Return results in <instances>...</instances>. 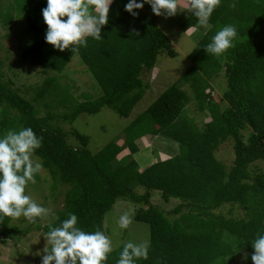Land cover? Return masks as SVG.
Listing matches in <instances>:
<instances>
[{
    "label": "trees",
    "instance_id": "obj_1",
    "mask_svg": "<svg viewBox=\"0 0 264 264\" xmlns=\"http://www.w3.org/2000/svg\"><path fill=\"white\" fill-rule=\"evenodd\" d=\"M7 1L5 11L0 9L4 24H10L16 14L28 22L29 39L21 56L24 62L60 74L78 55L103 94L79 103L53 77L46 88H34L31 100L12 87L11 80L5 81L0 69L2 111L15 114L10 122L15 128L32 127L43 137L35 156L49 172L54 189L69 187L63 209L51 222L21 226L16 219L0 220V241L25 237L34 230L47 232V225L59 226L69 212L78 215L86 231L106 233L107 213L117 202L125 201L138 206L135 220L150 228L149 259L140 264H235L240 256L246 264H253L251 241L264 234V167L259 166L264 163V0H222L209 20L210 27L201 32L190 68L180 77L192 91L169 86L124 128L121 137L96 153L89 148L88 136L64 125H72L82 113L97 114L104 107L119 116L130 115L144 96L145 77L155 67L160 51L177 55L158 24L159 16L145 4L134 17L124 10L128 0H114L101 40L88 37L87 47L61 52L45 41L47 25L41 10L46 0ZM229 24L238 32L234 46L220 56L207 53L212 37ZM198 25L190 13L180 28L188 32ZM222 71L227 86L217 100L212 82ZM49 93L56 94V103L48 102ZM40 98L46 114L34 103ZM191 103L210 120L199 125L188 116ZM61 106L70 109L53 112ZM69 135L77 144L69 143ZM146 135L176 141L178 152L140 166L134 154ZM228 141L235 152L230 167L216 154ZM155 192L165 204L173 199L179 203L166 211L152 202ZM121 249L110 254L107 264H116Z\"/></svg>",
    "mask_w": 264,
    "mask_h": 264
},
{
    "label": "rangeland",
    "instance_id": "obj_2",
    "mask_svg": "<svg viewBox=\"0 0 264 264\" xmlns=\"http://www.w3.org/2000/svg\"><path fill=\"white\" fill-rule=\"evenodd\" d=\"M178 4L179 8L183 11H178L173 17H158V24L170 37L171 45L176 50L177 55L172 57L166 50L160 51L155 67L145 77L146 79L144 81L147 86L144 96L134 106L130 115L127 117L119 116L109 107H104L97 114L82 113L76 118L72 125H64L66 129H70V127L73 126V129H77L80 133L88 136L89 148L93 153L98 152L108 142L121 137L124 128L138 115L143 113L169 86L174 84L181 85L189 92L192 91L190 85L182 81L180 77L190 68L192 54H194L197 49L201 32H206L210 24L208 23L207 28L200 27L199 24L197 28H192L188 32H183L180 28V24L186 16L191 13V11H189L190 3L189 0H178ZM7 6L8 1L4 0L0 9L5 11ZM27 23L26 19L18 14L14 16L12 22L8 25H5L3 20L0 19V69L5 75V81L8 82V80H11L13 82L11 86L17 89L20 94L31 100L35 97L34 88H46L47 80L53 77H56L60 84L67 87L70 95L79 103L97 99L103 94L102 88L87 70L85 64L78 55L74 56L70 64L60 74L48 70L46 71L41 66H34L24 62L21 56L23 44L29 39ZM212 84L213 94L218 96V100L227 86L225 72H220V74L214 78ZM47 97H49L47 98L48 102L56 103L58 100L56 94L52 95L49 93ZM34 103L41 105L44 103V100L40 98ZM69 106L67 108L61 106L59 109L57 108V110L53 108L55 109L53 112H60L62 114L66 109H70ZM41 107V113L46 114V109H44L42 105ZM197 107L195 103L189 104L187 107V115L193 116L196 123L199 125L202 123V120L203 122L209 121L210 117L207 114L203 115L201 112L199 113ZM14 119L15 114L13 112L11 113V111L7 110L3 112L0 107V135L7 133L10 129L19 130L10 123L13 122ZM5 123L6 125L3 127L2 125ZM147 138L148 139H144L142 143H139L141 153L139 152V155H136L137 161L142 167H147L153 161L158 160V157L163 158L161 153L158 151L156 152L154 148V144L152 143L154 137L150 136ZM157 139L163 144H165V142L170 143L171 146L178 151V143L176 141L162 136ZM68 141L71 144H77V141L71 135H69ZM216 154L221 161L230 167L235 158L233 143L230 141L223 143ZM34 159L40 161L35 155ZM259 166L264 167V163L260 162ZM38 175L40 179H37L35 184L29 183L27 186V194L31 195L33 199L42 203L50 210L47 217L38 219L37 221V223L44 224L51 222L56 212L63 209L65 196L69 187L66 185H59L57 189H54L53 180L49 172L43 167ZM152 202L161 205L164 210L170 211L179 203V200L173 199L170 203L165 204L162 201L160 193L155 192ZM137 210V205L130 202L119 201L115 204L114 208L107 213L104 220V227L106 234L113 241L114 250H119V248L123 246V243L129 240L141 242L150 239L149 226L144 222L135 220ZM125 212L129 214L134 213L133 222L126 230L120 229L118 226L119 216ZM15 223L21 226H29L32 224L23 217L16 219ZM42 233L43 231L34 230L25 237L16 236L9 238L5 243L0 241V264H41V258L37 253H42L46 243ZM141 261H138V264H140ZM235 264H246V262H244L243 257L240 256L235 260Z\"/></svg>",
    "mask_w": 264,
    "mask_h": 264
},
{
    "label": "clouds",
    "instance_id": "obj_3",
    "mask_svg": "<svg viewBox=\"0 0 264 264\" xmlns=\"http://www.w3.org/2000/svg\"><path fill=\"white\" fill-rule=\"evenodd\" d=\"M114 0H46L42 11L47 25L46 43L63 52L78 51L87 47L88 37L101 40L102 28L109 23L110 6ZM192 15L200 26L207 28L209 20L222 3V0H189ZM145 4L151 6L153 14L173 17L179 8L178 0H128L124 10L138 16V9ZM238 35L235 25H225L219 29L207 44L205 51L220 56L234 46ZM43 137L38 136L32 127L8 130L0 135V220L4 217L19 219L23 217L30 223H37L49 215L50 210L27 194L29 183H36V176L43 164L34 159L42 147ZM133 214L128 212L119 216L120 229H128L133 222ZM59 219V217H56ZM49 231L42 233L46 241L42 253H37L41 264H107L114 251L113 241L106 233L97 229L86 231L80 226V219L74 212L59 226L47 225ZM254 252L253 264H264V234H258L251 241ZM151 243L149 240L123 243L116 264H138L149 259ZM247 259V255L244 256Z\"/></svg>",
    "mask_w": 264,
    "mask_h": 264
},
{
    "label": "crops",
    "instance_id": "obj_4",
    "mask_svg": "<svg viewBox=\"0 0 264 264\" xmlns=\"http://www.w3.org/2000/svg\"><path fill=\"white\" fill-rule=\"evenodd\" d=\"M150 136L154 137L152 143L154 144V148H155L156 152L158 151L159 153H161V156H163V158H161V159L169 158V157L175 155L178 152L177 149L176 148H173L170 143L165 142V144H163L162 142H160L157 138H159L161 136L146 135L143 138V140L144 139H148L147 137H150ZM160 148L161 149L163 148V149L161 150ZM139 152H137V153L134 154L135 158H136V155H139ZM153 162H155V161H153Z\"/></svg>",
    "mask_w": 264,
    "mask_h": 264
}]
</instances>
